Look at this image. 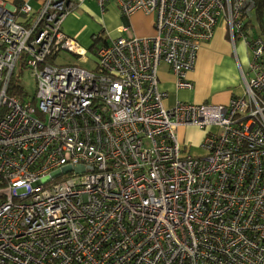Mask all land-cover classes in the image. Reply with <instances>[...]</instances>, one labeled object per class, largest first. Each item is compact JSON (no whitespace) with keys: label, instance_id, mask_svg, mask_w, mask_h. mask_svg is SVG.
Instances as JSON below:
<instances>
[{"label":"built area","instance_id":"1","mask_svg":"<svg viewBox=\"0 0 264 264\" xmlns=\"http://www.w3.org/2000/svg\"><path fill=\"white\" fill-rule=\"evenodd\" d=\"M0 0V264H264V39L254 0ZM155 14L156 35L101 36L92 71L56 65L87 50L63 30L86 2ZM220 21L249 52L226 105H164ZM246 27V29H244ZM30 70L33 97L10 96ZM203 131L200 154L178 130ZM191 146V145H190Z\"/></svg>","mask_w":264,"mask_h":264},{"label":"crops","instance_id":"2","mask_svg":"<svg viewBox=\"0 0 264 264\" xmlns=\"http://www.w3.org/2000/svg\"><path fill=\"white\" fill-rule=\"evenodd\" d=\"M88 2L70 13L63 22L65 34L87 51L92 46V36L103 34V30L106 29L112 31L120 28L121 37L135 36L131 35L135 34L132 33L133 23L139 35L152 32L150 20L139 21L142 14L133 13L129 17H124L115 5L108 6L104 12L100 9L96 12L87 4ZM241 41L240 39L232 41L226 24L220 21L212 39L198 49L194 67L186 74V78L193 85L191 90L178 89L171 71L167 66L160 65L158 90L166 94L164 105L171 107L177 102L226 105L233 96L240 95L243 91L242 74L248 73L249 59L248 49ZM182 129L184 128L178 131ZM182 131L198 137L200 141L204 135L203 131L193 127Z\"/></svg>","mask_w":264,"mask_h":264},{"label":"rangeland","instance_id":"3","mask_svg":"<svg viewBox=\"0 0 264 264\" xmlns=\"http://www.w3.org/2000/svg\"><path fill=\"white\" fill-rule=\"evenodd\" d=\"M5 1H9V0H5ZM87 4L92 6L94 11L97 12L99 10V8L95 4V2H91V3L88 2ZM31 5H32L34 10H37L39 8V4H38L37 0H32ZM140 14H142L143 16H141L139 18V21H143V20H147V19L150 20V22L152 24V32L150 34L139 35L138 33H136V25L132 23L131 24L132 33H135V34H131V35H135V37L138 39L154 37L156 35V31L154 29L155 14H145L142 11H137L134 13V15H140ZM251 24L253 26V32L254 33L258 32L259 22L257 20V17L255 16L254 12L252 13ZM102 33L104 34L103 37H107V40H115V39L122 36L120 28H117V29L112 30V31L106 29V30H103ZM91 42H92V40H91ZM78 43H80V42L78 41ZM95 62H96V60H95V54H94L93 50L87 51L85 58L81 59V58L76 57L72 53L68 52L67 50L62 49L58 52L57 56L54 59V63L56 65H60V66H62V65H77V66H80V67H82L88 71H92L95 69V67H96ZM18 73L19 74L21 73V75H19V77H17V80L23 86L25 91L30 95V97H33V95L35 93L36 83H35V79L33 78V76L30 73V70L27 68H24L22 71H19V69H16L15 75H17ZM182 130H184V129H182ZM182 130H180L178 132L179 141L182 143V145H183V142L186 143L187 145H189V148L186 150L189 153L191 152V155H193V156L199 155L200 150L198 149L199 144L197 145V143L200 140H198V137L190 136V134L188 135L187 131L185 133ZM196 139H197V141H196Z\"/></svg>","mask_w":264,"mask_h":264},{"label":"trees","instance_id":"4","mask_svg":"<svg viewBox=\"0 0 264 264\" xmlns=\"http://www.w3.org/2000/svg\"><path fill=\"white\" fill-rule=\"evenodd\" d=\"M254 1H255V16L257 17V20L259 22V29L258 32H256V34L264 39V0H254ZM248 24H251V20L246 23V27ZM246 27H244V29H246ZM101 43L106 44L107 41H103L101 39V36L96 37V41L92 43V46L89 48V51L93 50V52H95V49ZM9 95L24 100L27 95V92L25 91L23 86L19 83V81L16 80V82L14 81L12 83V89H10Z\"/></svg>","mask_w":264,"mask_h":264}]
</instances>
